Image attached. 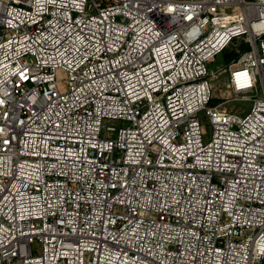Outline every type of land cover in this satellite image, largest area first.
I'll return each mask as SVG.
<instances>
[{"label": "built area", "instance_id": "1", "mask_svg": "<svg viewBox=\"0 0 264 264\" xmlns=\"http://www.w3.org/2000/svg\"><path fill=\"white\" fill-rule=\"evenodd\" d=\"M0 264H264V0H0Z\"/></svg>", "mask_w": 264, "mask_h": 264}, {"label": "rangeland", "instance_id": "2", "mask_svg": "<svg viewBox=\"0 0 264 264\" xmlns=\"http://www.w3.org/2000/svg\"><path fill=\"white\" fill-rule=\"evenodd\" d=\"M98 2H104L105 0H97ZM240 47L239 42L235 43L234 45H231L229 49L227 50L226 54H229L233 52L234 50L237 51V49ZM229 65V63L226 62V58L223 55V53L219 54L213 62L208 64V71L209 74H214ZM212 83L214 85V99L212 101V105H220L222 108H226L229 111L234 112H240V113H248L252 107V101L246 100V99H236L235 94L228 88V79L229 75L228 73L220 74L218 77H213ZM260 89V85H259ZM255 95V93L253 94ZM261 93L259 94V96ZM203 125L208 133V138L211 136L212 129L210 125L208 124L207 120L204 119ZM38 248L35 247V253L38 252Z\"/></svg>", "mask_w": 264, "mask_h": 264}, {"label": "trees", "instance_id": "3", "mask_svg": "<svg viewBox=\"0 0 264 264\" xmlns=\"http://www.w3.org/2000/svg\"><path fill=\"white\" fill-rule=\"evenodd\" d=\"M243 47V46H242ZM229 48L225 49L222 53L223 55L225 56L226 58V62L227 63H230L233 59H236L238 57V53L236 50H234L233 52L229 53V54H226L227 53V50Z\"/></svg>", "mask_w": 264, "mask_h": 264}]
</instances>
